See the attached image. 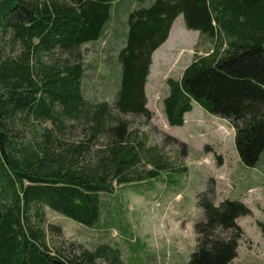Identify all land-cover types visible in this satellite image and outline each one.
I'll return each mask as SVG.
<instances>
[{
    "label": "trees",
    "instance_id": "16d2710c",
    "mask_svg": "<svg viewBox=\"0 0 264 264\" xmlns=\"http://www.w3.org/2000/svg\"><path fill=\"white\" fill-rule=\"evenodd\" d=\"M125 1L0 0V264H134L120 245L56 236L61 225L45 221V207L92 226L108 206L104 194L171 165L130 116L145 124L154 116L146 91L153 52L180 13L213 47L166 77L168 122L183 124L198 102L230 120L244 163L255 165L264 151V0L129 5L123 30L110 37L113 69L101 73L115 97L92 98L82 46L106 37L114 4ZM215 192L213 183L200 192L187 264H230L238 255L246 232L238 217L253 210L241 198L216 201Z\"/></svg>",
    "mask_w": 264,
    "mask_h": 264
},
{
    "label": "rangeland",
    "instance_id": "374dc122",
    "mask_svg": "<svg viewBox=\"0 0 264 264\" xmlns=\"http://www.w3.org/2000/svg\"><path fill=\"white\" fill-rule=\"evenodd\" d=\"M137 2L125 1L118 10L115 3L106 37L82 46L83 59L89 64L84 86L92 98L115 97L114 90L102 84L101 73L107 74L113 69L116 49L109 48L110 37L114 30H123L128 6ZM180 19L183 16L175 21L168 41L157 49L154 68H151L148 97L149 106L154 110L151 122H139L143 120L142 115H129L136 119V125L140 124V134L147 136L145 142L159 145L171 165L104 194L108 196L104 202L109 208L104 207L95 225H85L47 206L45 221L60 224L61 234L53 233L68 242L76 240L89 247L103 241L120 245L125 249L126 261L134 264H187L197 243L195 222L203 215L200 192L213 183L216 201L224 197L241 198L253 209L251 214L238 218L246 232L240 240L238 256L230 264H264V151L255 165L244 163L238 153L237 160L232 123L198 102L188 111L183 124H170L166 118L163 106L168 90L166 77L180 76L194 51L205 49L200 43L201 37L182 43ZM2 32L0 42L3 43ZM119 36L117 42L123 40ZM218 155L225 158L224 165ZM230 165L235 169L233 179L225 177L223 172L219 180V172ZM152 167L148 163L143 170Z\"/></svg>",
    "mask_w": 264,
    "mask_h": 264
},
{
    "label": "crops",
    "instance_id": "0c3cea01",
    "mask_svg": "<svg viewBox=\"0 0 264 264\" xmlns=\"http://www.w3.org/2000/svg\"><path fill=\"white\" fill-rule=\"evenodd\" d=\"M180 16H183V20L182 19H180V23H179V26H180V30H181V33H182V35H183V42L182 43H184L185 41H186V39H193V38H195V37H197V38H200L201 37V39H202V32L199 30V29H196V28H190L188 25H187V23H186V18H185V15L183 14V13H180V14H178L177 16H176V18H175V20H174V22H173V24H172V27H171V30H170V33H169V36H168V38L159 46V47H161L163 44H165L167 41H168V39L170 38V36H171V33H172V30H173V26H174V23H175V21L180 17ZM191 31H194V32H196L197 33V35H196V33H194V34H192V32ZM195 43H196V41H194ZM200 43H202V41L200 42ZM209 45H207V46H205V49H203V48H199V49H197V50H195L194 51V53L190 56V60H189V62L194 58V56L196 55V54H198V53H206L207 52V50H210L213 46H212V43H208ZM158 47V48H159ZM157 48V49H158ZM157 49L153 52V63H152V67L151 68H154V58H155V54H156V52H157ZM188 62V63H189ZM187 63V64H188ZM186 64V65H187ZM185 65V66H186ZM184 66V67H185ZM183 67V68H184ZM151 73V72H150ZM151 81V76H150V74H149V77H148V81H147V83H146V91H147V95H148V97L150 96V90H149V82ZM148 105H149V101H148ZM187 113L188 112H186V119H187ZM185 119V120H186ZM227 119V118H226ZM229 120V119H228ZM230 121V120H229ZM237 153L238 152H236V155H235V158L238 160V156H237ZM240 157V156H239ZM225 158H223L222 159V164L221 165H224V163H225ZM229 168H227V169H222L221 170V172H219V174H218V178H219V180L221 179V178H223V176H222V173L223 172H226L225 174L227 175V176H225V177H228V179H230V178H232L233 179V177H234V174H235V169L233 168L234 166H232V165H230V166H228ZM228 173V174H227ZM224 177V178H225ZM228 179H226V180H228ZM239 218V217H238ZM238 256V255H237ZM234 260V259H233ZM232 260V261H233Z\"/></svg>",
    "mask_w": 264,
    "mask_h": 264
}]
</instances>
